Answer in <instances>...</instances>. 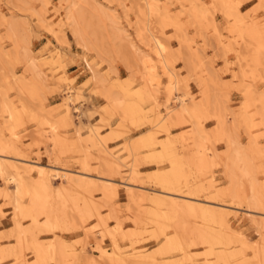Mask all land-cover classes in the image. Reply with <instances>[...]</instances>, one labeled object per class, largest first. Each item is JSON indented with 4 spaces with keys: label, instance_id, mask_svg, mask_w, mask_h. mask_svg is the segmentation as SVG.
<instances>
[{
    "label": "rangeland",
    "instance_id": "rangeland-1",
    "mask_svg": "<svg viewBox=\"0 0 264 264\" xmlns=\"http://www.w3.org/2000/svg\"><path fill=\"white\" fill-rule=\"evenodd\" d=\"M47 1L49 2L47 8L41 10L42 17L51 24L58 23L57 15L64 13L66 5L59 0ZM83 1L80 2L81 5L79 3L81 10L92 13L95 9L102 7L109 15L106 19L101 17L100 28L96 29L99 38H105L106 47L109 50V54L105 55V62L98 60L94 52H88L78 46L69 29L58 33L57 37L53 36L35 16L24 11L17 3L0 0V14L6 20L15 19L16 23L24 24L23 27L26 30L21 27V32L24 39L29 40L27 42L30 51L41 70L50 77L57 78L65 75L73 89L81 92L80 99L69 103L72 115L64 122L60 118L63 112L59 109V103H63L65 97L61 90L54 89V92H51L50 87L41 90V97L45 96L43 101L45 108L43 112L38 111L39 101L32 96L26 97L19 89L27 86L30 81L23 79L25 75L23 64H13L9 61L8 55L12 51V42L6 38L5 27L0 21V94L8 103H14L19 111H22V105L27 107V112L22 114L23 125L14 128L16 134L14 140L10 138V133L6 129L7 125L4 124L5 115L0 113V134L4 139L9 140V143H13L12 148L0 146V155L9 160L6 162L7 173L20 175L23 190L18 199V203L21 202L19 211H16L12 188L5 195L4 182L0 180V193L3 192L0 194V264H54L55 260L54 258L52 260L49 248L56 241L62 242L60 251L65 264H119V260L115 257L111 258L113 263H110V257L102 258L99 250H96L95 245L107 251L111 247L109 239H102L94 228L96 221L91 220L93 221L91 223L88 215L78 216L71 202L65 203L75 201L77 206L83 208L84 196L77 195L66 186L65 200L58 197L56 192L62 188L61 184L66 180L65 178L52 180L51 169L75 174L84 173L85 176L93 179V186L91 183L90 187H86V191L92 194L89 195L95 203L100 204H96L97 210L115 238L120 254L126 251L138 252L141 255L137 260L140 264H185L187 262L217 264V250L211 249L208 244L201 243L198 238V228L213 237H221V242L226 240L233 242L239 256L236 254L231 264L240 261L242 264H264V225L263 230L257 229L250 219L253 217L264 222V212L251 216L252 213L245 206L243 195L233 198L225 189L227 180L223 175V168L219 164L210 162L209 156L212 151L222 152L225 145L220 136L214 132L216 120L212 112H209L208 106L203 104L201 81V76H204L210 103L216 102L220 109L230 113L227 121L233 119L234 134L241 148L246 152L249 162L253 163L251 164L255 167L256 177L262 186V183L264 184V123L261 115H263L264 107L249 102L247 94L248 90L253 88L254 92H258L264 98V0H224L221 3L218 2L219 5L213 0H152L157 3L155 14L158 17L154 14L156 17L152 16L151 20L144 14L145 6L141 0ZM220 4L221 6L223 4L224 8H221ZM40 7L38 3L34 4L35 9L38 10ZM139 9H142V12ZM194 9L197 10L199 19L192 16L191 11ZM97 12L98 10L94 14L101 15ZM164 16H167L165 20L168 22L176 20L179 29L176 31L172 27H164L162 24ZM92 17L93 22L97 23L99 16ZM236 18L241 19L242 27L250 26L253 31V37L249 41L250 52L256 54L258 62H253L251 59L245 61L247 64L253 62L255 65H247L244 62L243 40L238 33L232 32V25L237 23ZM111 24L117 27V30H113L112 37L107 31ZM104 34L105 37H102ZM152 34L159 38L160 42L162 41L165 47L163 59L179 82L178 91L176 90L175 93L184 101L186 100L188 107L194 105L196 109H200L202 105L201 109L205 111L203 115L180 122L166 119L164 126L154 125L151 114L148 112L152 102L147 100L143 92L149 87L142 79L141 72L137 73L135 69L127 67V61L133 64L135 56L133 50L129 48L130 45H136L138 57L145 56L149 52V44L152 43ZM84 57L90 63L98 65L97 69L101 70L113 90H128L124 94L123 104L117 110L103 111L104 99L99 91L87 82L89 74L83 63ZM151 57L158 76V84L156 86L155 82L153 87L157 100L156 107L161 114L160 118H163L165 116L163 106L166 103H173V95L168 92L167 71H163L162 64L157 58ZM242 69L245 74L241 72ZM51 84L53 85L50 82ZM129 91H137L139 94H134L132 97ZM245 104L250 106L245 107ZM256 106L260 110L256 109L258 108ZM130 109H133L135 114L130 115ZM34 111L49 122L57 124V131L54 134L57 137L55 147L51 140L53 134L48 133L51 131L48 125L43 127V132L45 131L43 133L38 130L37 123L31 121ZM206 114L207 117H205ZM193 124H200L207 135V140L202 142L205 144L200 142V153L193 136ZM90 128L99 130L100 137L108 140L107 146L110 152L122 160L121 162L124 160L125 166L120 171L123 172L122 174L108 169L93 152L89 154L81 152L80 144L90 145L88 141L95 137ZM38 135H42L43 140H36ZM130 145L131 147L139 146L136 149V156L129 152ZM171 149L180 156L177 159L178 164L182 166L179 174L184 173V175L177 181L172 179L173 183L168 184V182L165 183L163 176L173 165L172 158L168 155ZM196 149L197 153L194 156ZM181 155L190 157L193 155L194 158L183 159ZM26 160L32 165L51 168H45L47 172L43 178L49 184L47 191H41L43 190L41 180L33 170L23 172L25 167L21 161ZM19 165H21L20 168L23 167L21 170L17 168ZM129 166L137 171V175L131 177L127 170ZM13 167L14 170H12ZM125 167L128 168L124 169ZM27 172L28 175H26ZM127 182L146 188L151 195L142 194L136 189H128ZM30 188H36V191ZM39 188L40 191L37 190ZM102 188H105L107 192L102 191ZM37 191L40 193L38 194ZM70 192L72 193L69 194ZM163 192H174L188 197L187 203L190 209L183 205L172 206L168 197H162V194L165 195ZM262 192L264 196V185ZM36 194L42 202L46 200L41 203L42 205L33 203ZM129 194L133 195L134 199ZM42 195L48 198L44 199ZM21 204L27 209L21 208L23 207ZM37 209L40 212H37ZM70 211L75 214L73 215ZM30 213L33 221L29 218ZM154 216H159L160 221H155ZM49 223L54 230L50 229ZM227 226L230 227L232 234L227 232ZM19 237H23L20 243ZM240 241L252 247L250 246L249 249L245 247V250ZM38 249L41 251L40 254L45 250L46 255L37 256ZM37 257H40V262Z\"/></svg>",
    "mask_w": 264,
    "mask_h": 264
},
{
    "label": "bare ground",
    "instance_id": "bare-ground-1",
    "mask_svg": "<svg viewBox=\"0 0 264 264\" xmlns=\"http://www.w3.org/2000/svg\"><path fill=\"white\" fill-rule=\"evenodd\" d=\"M9 1L11 3H17V5H19L24 11H27L31 15L35 16L36 19L38 20V22L43 24L53 34V36L54 35L56 36L58 33L64 32L65 29H69L71 35L73 36L74 40L77 42L76 44H78V46L83 47L88 52H94L96 54V57L98 60L105 62V55L107 56L109 54V52H108L109 50H107L106 42L104 40L105 38H99L98 32L96 30L97 28H100V24H101V20H102L101 17L102 18L105 17V19H106V16L107 17L109 16V15H107L106 10L103 9L102 7H100L99 9H95L94 11H92V13H88L89 12L88 10H90V8H88V10H86L88 12H85L79 8V3L83 0H59L61 3H64L66 5L64 8V13L63 14L58 13V15H57L59 17L58 23L51 24L50 22L46 21L42 17V12H41V10L47 8V6L49 4V2L47 0H9ZM141 1L144 4L143 6H145V9H143L145 11L144 14H146L147 18L149 20H151L152 16H154V14L157 12L156 11V4L157 3H155L152 0H141ZM222 1H224V0H213V2H216V3H218V2L221 3ZM35 3H38L41 6L40 9L37 10L34 8ZM87 3H90V2L87 1ZM80 5H81V3H80ZM93 5H95V4H93ZM218 5H219V3H218ZM220 6H221V4H220ZM222 6H223V4H222ZM222 6H221V8H224ZM88 7H89V5H88ZM158 8H159V6H158ZM96 10H98V12L101 13V15L94 14ZM141 10H140V12H142ZM57 12H58V10H57ZM57 12H55V13H57ZM165 12H167V11H165ZM226 13H227V11H226ZM226 13H224V14L226 15ZM191 14L194 18H196L198 16V12L195 9L191 11ZM93 15L99 16L97 23L93 22V19H92ZM156 16H154V17H156ZM228 16H229V14H228ZM159 17H160V12H159ZM166 17L165 16L163 17L164 19H163L162 24H164V27H170V28L172 27L177 31L179 29L178 22L176 20H174L173 18H171V20L173 19L172 21L168 22L165 20ZM168 18H169V16H168ZM96 19L97 18H95V20ZM14 20H6L5 17L0 14L1 24L5 27L6 38L12 42V51L8 55L9 61L13 64H23L24 65V74H25L23 76V79L30 81V83L27 86H25V87L22 86L21 88H19V87L18 88L21 90V93L23 95H25L26 97L32 96L36 100L39 101L38 111H41V112H43V110L45 108L43 106V101L45 100V98H44L45 96L41 97V95H40L42 92L41 90H43L45 87H50L51 92H54L53 91L54 89L61 90L63 92V94L65 95V97L63 98V103H59V109H61L63 112V114L60 118L63 119V122H64V120H66V118H68L72 115V108H71V105L69 103L75 102L78 99H80L81 98V92L73 89L72 85L70 84V81L68 80V78L65 75H60L57 78L50 77V75H47L45 72H43L41 70L39 64L37 63V61L35 60V58L33 57L32 53L30 51V47L28 44L29 40H27L28 41L27 42L24 39V36L21 32L22 31L21 27H23L24 24H20L19 22H18L19 23L18 24V23H16L17 20H16V22ZM195 21H197V20H195ZM236 22L237 23L234 24L235 26L232 25L233 26L232 32L238 33L241 40H243V43H244V47H243L244 62L246 63L247 60L251 59L253 62L255 61L257 63L258 58L256 57V54H253L250 52L249 41L253 37V31L250 29V26H245V28L242 27L243 22H241L240 18H236ZM115 24H117V23H115ZM115 24H111L110 27L108 26L109 30L107 29V31L109 32L111 37H112V34H114L113 30H117V27ZM19 25H20V27H19ZM232 26H230V27H232ZM24 29L25 28L23 27V30ZM229 31H230V29H229ZM117 35H119V34H117ZM102 37H105V34ZM151 38H152V40H151L152 43L149 44V52L147 55L142 56V57H141V55H140V57L137 56L136 45L135 44H131V45L129 44L131 46L129 48H131L133 50V53L135 54V56L133 58L134 63L130 64V62H128L127 60L126 61L128 63L127 67L129 69L133 68V69H135V71H137V73L141 72L142 79L145 81L146 86L149 87L148 89H145L143 92L146 94L147 100L152 102L151 108L148 112L151 114L152 121L155 123L154 125L155 126H158V125L164 126V122L166 119H170V121L174 120V121L180 122L182 120H184V121L192 120V118L196 117L197 115H203V112H205V111H202V109H203V108L201 109L202 105H201L200 109H196L194 107V105H190V107H188L187 104L185 103L186 100L184 101L182 97H180L179 95H177L175 93L177 88H178L177 84H179V82L176 80V76L173 73V71L169 69L170 67L168 68V66H167L168 63H165V61L163 59V53H165L164 52L165 47L162 45V43H161L162 41L160 42V40H158L159 38L157 39L153 34H152ZM126 39H129V38H126ZM138 53H139V51H138ZM186 55L187 54H185V56ZM151 56H154L155 58H157L159 63L162 64L161 67L164 69V70L162 69L163 71H165V70L167 71V78H169L168 92L170 95H173V99H172L173 103L172 102H171V104L166 103L163 106V109L165 110V113H164L165 116H163V118H160L161 114L158 111V108L156 107V101L157 100H156V97L154 94L153 87H154L155 82H156V86L158 84V79H157L158 76L156 74L155 66L153 65V58ZM262 56H263V53H262ZM83 60L85 61L86 69L88 70V73H89V78H88L87 82L90 83V85H93V87L99 91L100 96L104 99L105 107H104V110L103 109L102 110L105 112L107 110L108 111L117 110L123 104L124 94L127 93L128 90H124V91L123 90H121V91L113 90V88L110 87V85H108L109 84L108 80L101 73V70L97 69L98 65L95 63L94 64L90 63L86 57H84ZM253 62L252 63L249 62L250 64L249 63L248 64L246 63V64L251 65V64H254ZM255 67H257V66H255ZM185 68H186V66H185ZM241 72L243 74H245V71L243 69ZM245 76H247V75H245ZM201 81H202V85H203V91H202L203 104L208 106V108L210 109L209 112H212V115H213L214 119L216 120V130L214 132L217 136H220L221 140H223L224 144H225V149L223 150V152H215L214 150L212 151V154H210V156H209L210 162L219 164L223 168V175L225 176V178L227 180V183L225 185V187H226L225 189L231 194V196L233 198H236V197L240 196L241 194L243 195L245 203H246L245 206L247 207V210L250 213H252V214H250L251 216H253L254 214H258V213H263L264 212V196H263V192H262V186L264 184L262 183V186L260 185V182L258 181V179L256 177L255 167L252 165L253 163L251 162L252 163L251 164L249 162V160H248L249 158H248L246 152L241 148V146L238 142L239 140H238L237 136H235V134H234L235 133L234 132L235 131L234 130L235 123H234L233 119L229 120V122L227 121V117L229 118L230 113L227 110L225 111V109L224 110L220 109V107L218 106V104H216V102L213 104L210 103V98L208 95V90H207V86L205 83L206 80H205L204 76H201ZM50 82L53 83V85L52 84L50 85ZM252 89L248 90L247 100L249 102H251L252 104L260 105L259 107L263 108L264 107L263 106L264 105L263 96H260V94H258V92H254L255 90H252ZM129 93L132 97L134 94H139V92H137V91L136 92H134V91L130 92L129 91ZM43 95L44 94H42V96ZM263 95H264V93H263ZM168 97H169V95H168ZM20 100H21V97H20ZM24 100H25V97H24ZM247 100H245V102ZM22 103H25V102H22ZM172 104H174V105L172 106ZM14 105H15L14 103H8L0 94V113H1V115H5V117H6L4 124L7 125L6 126L7 128L6 127L5 128L10 133L9 136H11L10 138H12V140H14L16 137V134L14 133V128L23 125L22 120H24V119L22 118V114L24 112H27L26 106L22 105V111H19V110H17L18 108H16V106H14ZM25 105H28V104H25ZM246 105L247 104H245V107L250 106V105L249 106H246ZM256 107H258V106H256ZM259 107L256 109L260 110ZM262 110H264V109H262ZM34 112L35 113H33L31 116V121H34L35 123H37L38 130H40L42 132L44 130L43 127L45 125H48V127L50 128L51 131H49V132L47 131V132L49 134H53V135H51L52 136L51 140L53 141L52 143H53V146L55 147L56 142H57V137H55L54 134L57 131V124H55L53 122H49L45 117L41 116L36 111H34ZM259 112L260 111H258V113ZM133 114H135V111L133 109H130V115H133ZM207 116L208 115L206 114L205 117H207ZM261 116H262V122L264 123V112H263V115H261ZM122 118H126V116H124V117L122 116ZM164 129H165L164 131L166 132L167 131L166 128H164ZM89 130L94 134L95 137L94 138L92 137V139L90 141H88V142H90L89 143L90 145L84 146L83 144H80L82 146L81 152H84L85 154H87V153L89 154V153L93 152V154L97 155L101 159V161H103V163L105 164V166L108 169H112L114 172L117 171L118 174H122L123 172L121 173L120 171H122V168L125 166L124 160H123L124 163L121 162L122 160H119L117 157L114 156L113 153L110 152L111 150H109V148L107 146L108 140L100 137L99 132H98L99 130L95 131V129H92V128H90ZM203 131L204 130L202 129V126L200 124H193V136L196 139L195 144L198 145L197 147H199L198 148L199 153L201 150L200 149L201 143L203 141L205 142L207 140V135ZM36 134H37V132H36ZM116 135L118 136V133ZM2 136L3 135L0 134V146H3V148H12L13 143H9L8 142L9 140L4 139ZM36 140H43V136L38 135V138ZM140 142L143 143V141H140ZM169 144H170V142H169ZM202 144H205V143H202ZM130 147H131V145H130ZM138 147L137 146L135 147L133 145L131 148H129V152L131 153V155L136 156V149ZM195 148H196V146H195ZM204 150H206V148ZM196 153H197V149L193 155L195 156ZM206 153H207V151H206ZM168 155L172 158L171 163L173 165L170 168L169 172L166 173L165 176H163V179H164L165 183L168 182V184L169 183L172 184L173 183L171 181L172 179L177 181L179 177L184 175V173L182 175L179 174V172H180L179 170H181L182 166L178 164L177 159H179L178 157H180V156H178L173 149L169 150ZM193 155H192V157L187 156V155H181L182 156L181 158L193 159L194 158ZM199 155H202V154H199ZM1 156L2 155H0V180H2L4 182L3 184L5 187H4L3 191L6 195V193H8V191H10V189L12 188L13 193L15 195V198H14L15 209L14 210L19 211V204L21 202L18 203L19 202L18 199L23 192L22 187H21V180L22 179H21L20 175L7 173V167H8L7 165L8 164L6 162L9 160L2 158L3 156L2 157ZM100 159H98V160L100 161ZM135 159H136V157H135ZM21 164H23L24 167L26 168V169L25 168L23 169V172L24 171L31 172L33 170L35 172V175L38 177V179L41 180V187L44 190V191L41 190L42 192H45L49 189V184L43 178H44V176H46V172H47L46 169H51V168L45 167L46 168L45 169L44 167L39 166V165H32V164L28 163L27 160L24 162L21 161ZM20 166L21 165H19V167H17V168H20ZM22 168L23 167H21L20 170ZM127 168L128 167H125L124 169H127ZM12 170H14V167ZM127 170H129L131 177L137 175V171L130 166H129V169H127ZM51 171H52V175H51L52 180H54V178L55 179L65 178L64 180H66L65 183L63 182L61 184L62 188L57 187V188H59V190H57L58 192H56L58 197L60 196V198L62 197L61 198L62 200L63 199L65 200L64 194L66 192V189H65L66 186L70 190L72 189L73 191H75L77 193V195L78 194L83 195L84 196V201L82 200V202H84L83 208L77 206L74 200H73L74 202L66 201L65 203L71 202L73 210L79 214L78 216L88 215V220L96 221L94 228L97 229V231L100 234V236L102 237V239H104V238L109 239V241L111 243V247H110L109 251L101 248L99 245H95L96 250L97 251L99 250V252L101 253V257L102 258L110 257V260H109L110 263H113L111 258L115 257L116 259L119 260L118 261L119 264L120 263L121 264H140L137 261L141 257V255L138 252L137 253L136 252L131 253L129 251H126L124 254L123 253L120 254V252H119L120 248L116 245L115 238L113 237L112 233L108 230V226L106 225L105 219L101 217V215L99 214V212L97 210L96 204H99V203L98 202L95 203L93 201V198L90 196L92 194H90L86 191V187L89 186L91 183H92L91 186H93V184H94L92 182L93 179L90 178L89 176H85L86 174H84V173L75 174V173H71V172H67V171H63V170L59 171V170H55V169H51ZM124 171H126V170H124ZM28 172L26 173V175H28ZM39 180H37V181L39 182ZM64 180H62V181H64ZM35 182H36V180H35ZM37 184H39V183H37ZM126 185H127L126 187L130 190L136 189V190L142 192V194L151 195V193H149V191L146 188L140 187L138 184L134 185L133 183H131V184L128 183ZM40 188L37 190L40 191ZM30 189H33V188H30ZM30 189H29V191H30ZM35 189H33V191H36ZM101 190L105 192V188H102ZM38 191H37V193H38ZM128 192H130V191H128ZM1 193H3V192H1ZM33 193L35 196V192H33ZM71 193L72 192H70L69 194H71ZM163 193L165 195L162 194V197H168L169 202L171 203L172 206L181 207L180 205H183L184 207H189V209H190V205H188V203H187V202H189L188 197L180 196L179 194L174 193V192H163ZM47 194H48V192H47ZM30 195L32 196V194H30ZM129 195L131 196V194H129ZM76 196H74V197H76ZM101 196H102V194H101ZM107 196H106V198H107ZM46 197L48 198V196H46ZM46 197H43V195H42V198L46 199ZM65 197H66V195H65ZM131 197L134 199L133 195ZM131 197H129V198H131ZM49 198H50V196H49ZM33 199H34L33 203L35 205H42L41 203L46 201L45 200L42 202L41 198L37 194H36V197H34ZM56 200H58V199H56ZM54 203H55V201H54ZM47 204H48V202H47ZM59 204H61L60 201H59ZM45 207H47V206H45ZM21 208L27 209L24 206ZM28 208H30V207H28ZM68 208H70V206H68ZM61 209H63L62 205H61ZM65 209H66V207L64 208V210ZM26 212H29V211H26ZM37 212H40V211H38V209H37ZM47 212H48V210L46 211V213ZM42 213H44V211H42ZM71 213L73 214L74 212H71ZM29 216H30L29 218H31V220H32L31 213ZM34 217H36V215ZM78 218L82 220V218H80V217H78ZM250 219H252V223L255 224V227L257 229L260 228V230L261 229L263 230L264 222H261V221L257 220L256 218H253V217H250ZM154 220L160 221V217L154 216ZM93 221H91V223H93ZM49 226H50L51 230H54L52 224L50 225V223H49ZM226 228H227L226 229L227 232L232 234L230 227L227 226ZM14 229H15V226H14ZM197 231H198V238L202 244H208L211 249L217 250V252H216L217 264H231L232 263L233 257L239 253L236 250L232 241L226 240L225 242H221L220 240L222 238L219 236L213 237V236H211V234L207 233L206 231L202 230L201 228H198ZM15 232H17V231H15ZM22 232H24V231H22ZM21 238L19 239V243L21 242V240H23V237H21ZM239 243L242 246H244L243 249H245V247H247L249 249V247L251 246V245L245 244L242 241H240ZM39 245H40V243H39ZM61 246H63L62 242L56 241V243L54 245L50 246V248H49V250L51 252L50 255H52V260L54 258L56 264H65V262L63 261V258H64L63 254L60 251L62 248ZM27 247H28V245H27ZM34 247H35V244H34ZM29 248H30V245H29ZM254 248H256V247H254ZM26 250H27V248H26ZM38 251H40V250L38 249ZM38 251H37V254H38L37 256L45 254L44 253L45 250L42 254H40L41 251L40 252H38ZM31 253H32V250H31ZM33 254H34V252H33ZM21 255L23 256V254H21ZM72 255H74V254H72ZM238 256H239V254H238ZM39 258H38V260L40 262ZM43 259H41V260H43ZM65 259H66V256H65ZM255 259H257V258H255ZM35 260H37V259H35ZM185 264H189V263L187 262ZM236 264H242V262L240 261V262H237Z\"/></svg>",
    "mask_w": 264,
    "mask_h": 264
},
{
    "label": "crops",
    "instance_id": "crops-1",
    "mask_svg": "<svg viewBox=\"0 0 264 264\" xmlns=\"http://www.w3.org/2000/svg\"><path fill=\"white\" fill-rule=\"evenodd\" d=\"M89 61V60H88ZM83 63H84V66H85V68H86V65H85V61L83 60ZM86 71L88 72V70L86 69ZM89 74V73H88ZM168 82V81H167ZM156 85V84H155ZM90 86H92V85H90ZM155 94V93H154ZM215 124H216V122H215ZM215 131V130H214ZM223 143H224V141H222ZM225 145V144H224ZM224 149H225V146H224ZM223 149V150H224ZM216 150V149H215ZM217 151V150H216ZM223 152V151H222Z\"/></svg>",
    "mask_w": 264,
    "mask_h": 264
}]
</instances>
